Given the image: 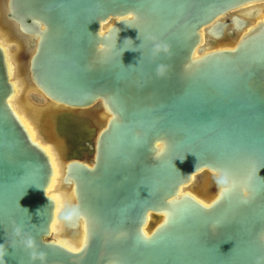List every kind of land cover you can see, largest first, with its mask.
<instances>
[{
  "label": "water",
  "instance_id": "obj_1",
  "mask_svg": "<svg viewBox=\"0 0 264 264\" xmlns=\"http://www.w3.org/2000/svg\"><path fill=\"white\" fill-rule=\"evenodd\" d=\"M0 5L25 82L45 102L33 107L72 193L66 232L80 242L72 251L51 238L52 163L10 105L0 46L3 264L264 257V0ZM157 43L167 52L155 53ZM28 237L43 261L31 258Z\"/></svg>",
  "mask_w": 264,
  "mask_h": 264
},
{
  "label": "rangeland",
  "instance_id": "obj_2",
  "mask_svg": "<svg viewBox=\"0 0 264 264\" xmlns=\"http://www.w3.org/2000/svg\"><path fill=\"white\" fill-rule=\"evenodd\" d=\"M3 33L4 32H2L0 30V43L4 47H6L8 49V51H9V58H10V61H11L12 65H13V67H14V77H13V79H14V81L18 82V85L20 87V92H19L18 96L14 99L13 105H14L15 109L17 110V112L21 116H23V118L32 127V129L35 132L37 140L40 143L45 145L46 141L43 138V134H42L43 130H42V125L40 123L41 117L39 119V116L36 114L39 111V109L36 108V107L43 106L45 104V102L43 101V99L40 96L35 94V92H32L30 90L24 92L25 86H24V82H23V80L21 78V75H20L21 66H20V63H19V59H18V61L16 59V56L18 57V52H19L18 47H16L13 42L8 41ZM23 100H24L25 103H23ZM33 106H36V107H33ZM71 132L72 131L69 128H67L66 133L70 134ZM46 145H49L52 148V146L49 143L46 144ZM52 150L54 151L53 148H52ZM54 153H55V151H54ZM55 155H56L57 163L59 165L60 176H59L58 185H57L56 189L54 190V193L61 194L63 199H64V201H65V203H66V205H69V202L71 201L70 200L71 195H70V193L63 192V189L61 188L60 179H61L62 171H61L60 163L58 161L57 154L55 153ZM193 183H196L195 179H194ZM199 191L200 192L204 191V187L202 185H199ZM62 219H63V215H62ZM52 239L56 240V241H66L74 248L75 244H74L73 240H71V239H69L67 237V234H66V231L64 229V226H63L62 222L59 225V228H57L56 233L53 234Z\"/></svg>",
  "mask_w": 264,
  "mask_h": 264
},
{
  "label": "bare ground",
  "instance_id": "obj_3",
  "mask_svg": "<svg viewBox=\"0 0 264 264\" xmlns=\"http://www.w3.org/2000/svg\"><path fill=\"white\" fill-rule=\"evenodd\" d=\"M2 14H3V12H2V9H1V5H0V30H1L2 32H4L3 34H4V36L7 38L8 41L13 42V43L15 44V46L18 47V44L15 42V40H14L13 37L11 36L10 32L7 31V30L2 26ZM107 25H108V24H107ZM105 28H106L105 26L102 27V28H101V31H102L103 29H105ZM202 35H203V32H202ZM0 46H1V47L4 49V51H5L6 60H7L8 66H9V76H10V81L13 83V87H14V89H15V93H14L13 97H12L11 100H10V105H11V107L13 108V110L17 113V115L19 116L21 122L23 123V125L25 126V128L27 129V131L29 132V134H30L31 138L33 139V141L37 142L38 144H40L42 147L45 148L47 154L49 155L50 161H51V163H52V167H53V171H54V176H53V179H52V181H51V184H50V186H49V188H48V190H47V192H46L47 196H50V197L53 198V199L55 200V202H56L55 218H54V222H53V224H52V226H51V238H52L53 234L56 233L57 228H59V225L61 224V222L63 223V226H64V216H65V212L69 209V207H70L71 204L73 203L72 193H71V192H66L65 189H64V188L62 187V185H61V188L63 189V192L70 193V195H71V198H70L71 201L69 202V205H66V203H65V201H64V199H63V197H62L61 194L54 193V190L56 189V187H57V185H58V182H59V176H60V173H59V165H58V163H57L56 155H55L56 151H55L54 146H53L52 144L49 143V144L52 146V148L54 149L55 153H54V151L52 150V148H51L49 145H46V144H48V142H45L46 144L44 145V144L40 143V142L37 140L36 135H35V132H34V130L32 129V127H31V126L29 125V123L23 118V116H21V115L17 112V110L15 109V107H14V105H13V101H14V99L18 96V94H19V92H20V87H19V85H18V82H17V81H14V79H13V77H14V67H13V65H12V63H11V61H10V58H9V51H8V49H7L6 47H4L1 43H0ZM18 50H20L19 47H18ZM16 59H17V61H18V57H17V56H16ZM19 67H20V66H19ZM21 72H22V71H21ZM21 72H20V75H21V78H22V80H23V82H24V86H25L24 92H25V91H29L31 87L29 88V86H28L27 83L25 82V79H24V77H23V75H22ZM32 88H33V87H32ZM23 103H25L24 100H23ZM30 108H31V107H30ZM36 114L39 116V119H40V117H41V116H40V112L38 111ZM38 122H39V121H38ZM47 137L51 138V134L48 133V134H47ZM56 154H57V153H56ZM57 157H58V156H57ZM58 161H59L60 166H61V171H62V173H61V179H62V176H63V167H62V164H61L59 158H58ZM61 179H60V184H61ZM194 179L196 180V178L193 177L192 180H191V184H193ZM196 182H197V181H196ZM183 191H185V189L181 190V192H183ZM67 206H68V207H67ZM65 209H66V210H65ZM63 213H64V214H63ZM62 215H63V219H62ZM149 221H150V219H149ZM64 229H65V226H64ZM65 231H66V229H65ZM66 234H67V232H66ZM67 237H68L69 239L73 240L68 234H67ZM54 241H56V240H54ZM56 242H58L59 244L65 246V247H67L68 249H70V250H72V251H76V250L78 249V245H79V243H80L79 241H75V240H73V242H74V244H75V245L73 244V245H74V248H73V247H72L68 242H66V241H56Z\"/></svg>",
  "mask_w": 264,
  "mask_h": 264
},
{
  "label": "clouds",
  "instance_id": "obj_4",
  "mask_svg": "<svg viewBox=\"0 0 264 264\" xmlns=\"http://www.w3.org/2000/svg\"><path fill=\"white\" fill-rule=\"evenodd\" d=\"M167 46L166 45H163V44H155L154 45V48H153V51L155 53H159L160 51H164V52H167ZM159 71V70H158ZM222 182L224 184H227L228 183V177L227 176H223L222 177ZM229 189L226 187L225 188V191H228ZM14 234L16 236H19L21 234V228L20 227H15L14 228ZM24 244H25V247L27 249H30V250H33L31 251L30 255H31V258L33 260L35 259H40L41 261H43L45 259V254L43 252H40L39 254H37V252L34 250L35 249V242L34 240L31 238V237H28L25 241H24ZM4 254V246L3 245H0V257H2ZM0 264H3V260L0 259ZM256 264H264V257L262 258H258L257 259V262Z\"/></svg>",
  "mask_w": 264,
  "mask_h": 264
},
{
  "label": "snow or ice",
  "instance_id": "obj_5",
  "mask_svg": "<svg viewBox=\"0 0 264 264\" xmlns=\"http://www.w3.org/2000/svg\"><path fill=\"white\" fill-rule=\"evenodd\" d=\"M250 178H251V173H250ZM205 207H207V205Z\"/></svg>",
  "mask_w": 264,
  "mask_h": 264
}]
</instances>
